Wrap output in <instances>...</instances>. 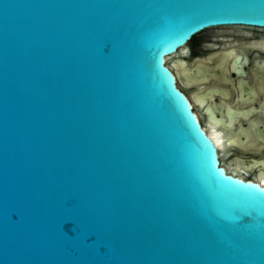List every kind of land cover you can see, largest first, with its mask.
<instances>
[{
	"label": "water",
	"instance_id": "1",
	"mask_svg": "<svg viewBox=\"0 0 264 264\" xmlns=\"http://www.w3.org/2000/svg\"><path fill=\"white\" fill-rule=\"evenodd\" d=\"M238 24L264 0H0V264H264V186L165 58Z\"/></svg>",
	"mask_w": 264,
	"mask_h": 264
},
{
	"label": "flooded vegetation",
	"instance_id": "2",
	"mask_svg": "<svg viewBox=\"0 0 264 264\" xmlns=\"http://www.w3.org/2000/svg\"><path fill=\"white\" fill-rule=\"evenodd\" d=\"M165 58L226 172L264 186V27L214 25Z\"/></svg>",
	"mask_w": 264,
	"mask_h": 264
},
{
	"label": "bare ground",
	"instance_id": "3",
	"mask_svg": "<svg viewBox=\"0 0 264 264\" xmlns=\"http://www.w3.org/2000/svg\"><path fill=\"white\" fill-rule=\"evenodd\" d=\"M179 67H180V65H179ZM180 69V68H179ZM179 72H180V70H179ZM181 75V74H180ZM193 94H195V92L193 93ZM212 125V124H211ZM215 132V131H214ZM217 140V139H216ZM220 140V139H219ZM217 142V141H216ZM263 174V173H262Z\"/></svg>",
	"mask_w": 264,
	"mask_h": 264
}]
</instances>
